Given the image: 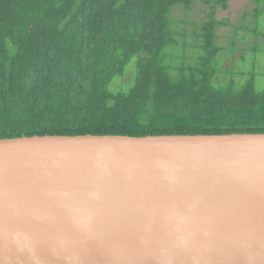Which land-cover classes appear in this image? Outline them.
<instances>
[{
  "label": "water",
  "instance_id": "obj_1",
  "mask_svg": "<svg viewBox=\"0 0 264 264\" xmlns=\"http://www.w3.org/2000/svg\"><path fill=\"white\" fill-rule=\"evenodd\" d=\"M0 264H264V135L0 140Z\"/></svg>",
  "mask_w": 264,
  "mask_h": 264
},
{
  "label": "trees",
  "instance_id": "obj_2",
  "mask_svg": "<svg viewBox=\"0 0 264 264\" xmlns=\"http://www.w3.org/2000/svg\"><path fill=\"white\" fill-rule=\"evenodd\" d=\"M229 1L0 0V140L264 135V91L224 82ZM195 5L207 21H174ZM183 37L201 54L176 64ZM134 62L133 84L112 90Z\"/></svg>",
  "mask_w": 264,
  "mask_h": 264
},
{
  "label": "rangeland",
  "instance_id": "obj_3",
  "mask_svg": "<svg viewBox=\"0 0 264 264\" xmlns=\"http://www.w3.org/2000/svg\"><path fill=\"white\" fill-rule=\"evenodd\" d=\"M228 10H217L216 18L218 21H229L225 27H221L217 31L219 37L217 43L223 47L221 56L222 66L225 73H231L224 79L225 84L229 80H233L239 86L243 85L248 79L254 78L255 88L258 93L264 91V11L261 15V10H258V18L255 17V2L254 0H230L228 3ZM209 8L206 5H195L190 11L187 12V19L184 20L183 10H179L173 15L176 22L183 21V26L186 23L198 24L207 21V14ZM246 14L249 16L247 19L244 17ZM186 15V14H185ZM257 18V19H256ZM256 19V20H255ZM182 26V28H183ZM197 26V25H195ZM188 31L194 27L189 25ZM186 27V28H187ZM181 28V30H182ZM193 40L183 37L180 39L181 44L184 45L183 49L175 48L173 52L177 57L174 61L176 64L184 59H194L195 55L201 54L200 50L190 49L185 47V44L193 45ZM220 56V57H221ZM221 61V60H219ZM135 62L131 63L127 69L126 83L122 80H115L111 89L116 92L126 90L133 84V69ZM130 81V82H129ZM129 82V84H127ZM223 85L222 87H225Z\"/></svg>",
  "mask_w": 264,
  "mask_h": 264
}]
</instances>
